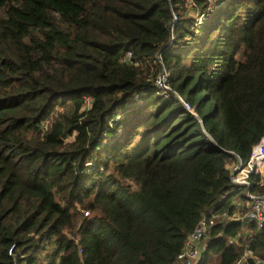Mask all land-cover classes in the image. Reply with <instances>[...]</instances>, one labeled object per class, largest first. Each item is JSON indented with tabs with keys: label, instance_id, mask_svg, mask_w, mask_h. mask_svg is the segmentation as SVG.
Returning a JSON list of instances; mask_svg holds the SVG:
<instances>
[{
	"label": "trees",
	"instance_id": "16d2710c",
	"mask_svg": "<svg viewBox=\"0 0 264 264\" xmlns=\"http://www.w3.org/2000/svg\"><path fill=\"white\" fill-rule=\"evenodd\" d=\"M262 133L264 0H0V264H175Z\"/></svg>",
	"mask_w": 264,
	"mask_h": 264
},
{
	"label": "built area",
	"instance_id": "2783aa9c",
	"mask_svg": "<svg viewBox=\"0 0 264 264\" xmlns=\"http://www.w3.org/2000/svg\"><path fill=\"white\" fill-rule=\"evenodd\" d=\"M131 56V52L128 54ZM129 58V57H128ZM163 74L158 83L164 86ZM90 104V100H87ZM193 111V108L186 104ZM233 165H230L231 181L236 185L247 187V203L235 204L233 210L210 211L201 216L195 228L188 234L184 245L177 255L175 264H201L208 250V239L213 228L219 223L233 222L240 224L239 231L229 238L232 245H241L242 252L232 264H264V256L252 246L254 233L250 227L253 222L257 229L264 227V194L252 191L253 180L264 187V133L259 135L257 143L252 148L247 161L239 155ZM88 215V212H85Z\"/></svg>",
	"mask_w": 264,
	"mask_h": 264
},
{
	"label": "rangeland",
	"instance_id": "374dc122",
	"mask_svg": "<svg viewBox=\"0 0 264 264\" xmlns=\"http://www.w3.org/2000/svg\"><path fill=\"white\" fill-rule=\"evenodd\" d=\"M185 106H186V105H185ZM234 162H235V159H231V161H230V165L232 166ZM244 195H247V191L244 192ZM247 202H248L247 198H246V197L243 198V197H241V196H239V197L237 198V200H236V204H244V203H247Z\"/></svg>",
	"mask_w": 264,
	"mask_h": 264
}]
</instances>
